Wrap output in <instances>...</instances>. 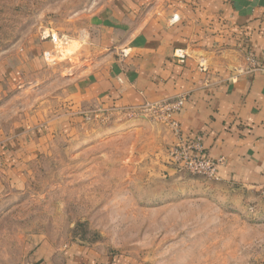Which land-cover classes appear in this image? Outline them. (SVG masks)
<instances>
[{"label":"rangeland","instance_id":"1","mask_svg":"<svg viewBox=\"0 0 264 264\" xmlns=\"http://www.w3.org/2000/svg\"><path fill=\"white\" fill-rule=\"evenodd\" d=\"M128 1L0 0V68L16 79L0 74V131L34 112L51 125L24 185L0 197V264H19L43 241L127 264H264V221L251 203L163 168L179 138L160 111H91L73 129L52 120L68 111L70 74L100 57L101 28ZM163 127L175 142H160ZM186 177L208 185L186 191Z\"/></svg>","mask_w":264,"mask_h":264},{"label":"crops","instance_id":"2","mask_svg":"<svg viewBox=\"0 0 264 264\" xmlns=\"http://www.w3.org/2000/svg\"><path fill=\"white\" fill-rule=\"evenodd\" d=\"M101 29L100 57L70 74L68 111L52 120L73 129L91 111H139L182 98L172 114L181 135L222 159L208 181L251 203L249 213L264 221V72L250 62L264 64V0H129ZM5 79L15 87L10 69ZM33 116L12 133L0 131V197L22 187L29 164L46 152L51 125ZM161 130L160 142L176 141ZM208 181L186 177V191ZM19 264L127 263L90 245L43 241Z\"/></svg>","mask_w":264,"mask_h":264},{"label":"built area","instance_id":"3","mask_svg":"<svg viewBox=\"0 0 264 264\" xmlns=\"http://www.w3.org/2000/svg\"><path fill=\"white\" fill-rule=\"evenodd\" d=\"M254 69L264 72V64L259 63L255 58H250ZM183 99L178 98L173 102H157L147 104L153 110L160 111L169 122L171 129L178 135V143L171 150L170 156L176 170L185 171L192 175L203 176L206 178H216V167L222 159L214 160L203 154V149L199 139L190 141L181 135L178 123L172 118V114L182 105ZM264 195V185L260 189Z\"/></svg>","mask_w":264,"mask_h":264}]
</instances>
